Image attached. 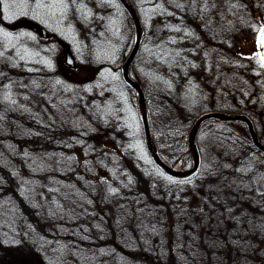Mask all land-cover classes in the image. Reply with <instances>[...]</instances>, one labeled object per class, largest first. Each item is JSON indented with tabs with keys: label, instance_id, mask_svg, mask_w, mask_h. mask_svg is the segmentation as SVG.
Returning <instances> with one entry per match:
<instances>
[{
	"label": "rangeland",
	"instance_id": "1",
	"mask_svg": "<svg viewBox=\"0 0 264 264\" xmlns=\"http://www.w3.org/2000/svg\"><path fill=\"white\" fill-rule=\"evenodd\" d=\"M227 1L216 0L220 8L213 9L223 27L207 47L212 52L207 79L195 86L200 97H188L195 104L189 110L181 101L176 116L190 129L203 110L246 113L264 142V66L257 55L264 0H232L237 2L233 17L224 13ZM22 20L39 23L50 35L20 27ZM186 22L190 31L193 24ZM106 23H114L117 33L107 35ZM59 38L71 45L75 70L64 64ZM135 38L133 21L118 0H66L52 11L4 0L1 255L13 247L30 255L32 264H38L35 259L43 264H254L259 248L264 264V155L247 125L203 122L197 136L200 166L188 179H170L154 168L137 94L122 78ZM148 54L146 48L140 51L131 75L147 87L154 125L158 114L146 73ZM37 130L45 138L39 139L42 145L24 148ZM41 130L58 136H43ZM61 135L63 148L55 142ZM50 138L58 147L45 151ZM243 152H252L251 157ZM188 156L194 157L192 152L182 156L176 169L193 167L194 159L185 165ZM133 164L142 166L135 169L140 179L128 172Z\"/></svg>",
	"mask_w": 264,
	"mask_h": 264
},
{
	"label": "trees",
	"instance_id": "2",
	"mask_svg": "<svg viewBox=\"0 0 264 264\" xmlns=\"http://www.w3.org/2000/svg\"><path fill=\"white\" fill-rule=\"evenodd\" d=\"M131 1L138 12L142 14V20L141 18L140 20L145 31L144 38L147 36L149 37V39L145 40V43L143 38V48L141 45L140 51H144L146 48V51L149 53L148 60L149 62L151 61V69H148L146 73L152 81L150 90L154 91L156 95L155 105L158 120L154 125L152 121V135L163 160L173 165L175 162L179 161L182 156L188 155L186 142L188 141V132L191 128L187 129L184 124L178 122L176 113L181 110V101L184 102L182 104L183 106L187 103V110H189V108L195 104L193 100L192 103H189L188 97H194V100H198L200 97L199 94L196 93L195 86L203 83L201 82L202 79H207L208 71L206 68L209 62V55L212 53L210 50L208 51L207 47L212 45L213 41L217 40L214 36L215 31H217L220 26L223 27V20H220V16L218 15L219 12L213 10L216 6H218L216 8L219 9L220 3L214 0L212 6L211 3L213 0H141L143 4H139L138 0ZM231 2L233 1L228 0L227 3H225L226 6L224 7L227 8L229 12L224 13L233 17L230 11L236 9L235 5L237 6V2H234L235 5L231 4ZM186 6H188V8H184ZM245 6H247L246 2ZM178 13H180L181 16L183 15V17L181 18ZM186 20L193 24L190 31L187 30L188 24L185 25V23H187ZM112 21L113 18L110 19V22ZM246 23L248 22L246 21ZM104 25V30L107 35L111 36V33L112 35L117 33L116 30L113 31V26L111 29V25H115L114 23L110 25L106 23ZM203 27L207 28L205 32L201 29ZM211 56L212 55H210V57ZM100 57L104 56L100 55ZM126 57H124V60ZM95 71L97 72L98 70ZM132 77L139 81L136 76L132 75ZM145 90L149 96L147 87H145ZM197 111H195V113ZM206 111L208 110H203L200 114ZM216 123L220 126V124L233 125L237 122L217 120ZM38 131L39 130L35 131L36 133L32 131V137L24 148H30L32 145H35V147L42 145L39 139L43 137L38 135ZM41 131L45 132L43 130ZM44 134L43 136L47 137L53 136L57 138L58 136V133L55 134V132H45ZM44 140L45 138H43L41 142ZM52 142L54 141L50 138L47 145L44 147L45 151L57 149L58 146L52 144ZM55 142L60 143V148L66 147V141L63 139L62 135L59 140ZM0 143L2 144V142ZM9 144L12 146L14 143L9 142ZM16 145L18 146L17 143ZM164 146L168 149V152L164 149ZM64 150H66V148ZM243 153L245 157H247L251 155L252 152ZM202 154L203 153L200 152L201 156ZM191 162V156H188L185 165L191 164ZM152 166L157 168L154 164ZM138 167L141 168L142 166L140 164H136V166L133 164L132 173L126 170L131 176H134L135 180L136 178L140 179L136 172ZM83 181H90L87 183L92 182L88 177H85ZM87 183L86 185H95V183ZM3 252V256L0 253V264H32L30 262L31 260L29 261L28 258L30 255L25 256L22 253H17L13 247L12 250L10 247V250ZM33 256H36V254ZM34 261L38 262V264H43L39 262L38 259Z\"/></svg>",
	"mask_w": 264,
	"mask_h": 264
},
{
	"label": "water",
	"instance_id": "3",
	"mask_svg": "<svg viewBox=\"0 0 264 264\" xmlns=\"http://www.w3.org/2000/svg\"><path fill=\"white\" fill-rule=\"evenodd\" d=\"M120 2L125 7V9L128 11V13H129V15H130V17L134 23L135 31H136V38H135L134 46H133L129 56L127 57V59L125 60L123 66H122V75H123V79L125 80V82L128 85H130L132 88H134L137 92L139 109H140L142 124L144 127L146 144H147L148 150H149L154 162L159 167H161L166 173H168L172 176L185 177V176L193 174L198 169L199 162H200L198 146H197V134H198L199 128H200L201 124L203 123V121H205L207 119H214V118L226 120V121H243V122H245L247 127H248L249 134L252 138L254 145L257 147V149H259L260 151H262L264 153V145L259 140L258 134L254 128V125H253L251 119L247 115H245V114H231V113H224V112H207V113L202 114L201 116H199L196 119V121H195V123H194V125H193V127L189 133V138H188L189 149L192 152V154L194 155V166L190 170H187V171L177 170L174 167L168 165L160 157L158 149L156 147V144H155V142L152 138V134H151L146 95L144 93L142 86L137 81L133 80L129 74L131 64L134 61V59L136 58V56L140 50L141 43L143 40V35H144V29L140 23L137 10H136L135 6L132 4V2L130 0H120ZM18 25L29 27V28L33 29L34 31L38 32L39 34H41L42 36L46 35V31L39 24H37L33 21L23 20ZM259 35H260V33H259ZM60 43L65 50V63L68 66L74 68L75 62H74L73 55L70 51L69 45L62 40L60 41ZM258 52L261 54H264V47H261L258 45ZM110 143H111L110 146L113 149L119 151L117 145L114 142L110 141Z\"/></svg>",
	"mask_w": 264,
	"mask_h": 264
},
{
	"label": "snow or ice",
	"instance_id": "4",
	"mask_svg": "<svg viewBox=\"0 0 264 264\" xmlns=\"http://www.w3.org/2000/svg\"><path fill=\"white\" fill-rule=\"evenodd\" d=\"M13 3H22V4H35L36 8L46 7L49 11H52L57 6L65 5L66 0H49L47 4L44 3V0H12ZM4 0H0V10H2ZM54 14V12H53ZM260 35L258 37V45L264 47V27L260 28ZM5 36L9 35L8 33H4ZM260 57L261 64L264 66V54L257 53Z\"/></svg>",
	"mask_w": 264,
	"mask_h": 264
},
{
	"label": "flooded vegetation",
	"instance_id": "5",
	"mask_svg": "<svg viewBox=\"0 0 264 264\" xmlns=\"http://www.w3.org/2000/svg\"><path fill=\"white\" fill-rule=\"evenodd\" d=\"M263 19H264V17L262 16V19H261V21H263ZM59 41V40H58ZM72 50V49H71ZM64 64H65V62H64ZM76 68H74V70H75ZM188 192V191H187ZM189 193V192H188ZM176 199V198H175ZM133 206V205H132ZM131 206V207H132ZM160 206V205H159ZM159 208V207H158ZM159 210H157L156 212H158ZM163 213V212H162ZM259 248H258V254L256 253L255 255H254V258H253V262H254V264H261V256H260V254H259ZM187 253V252H186ZM190 253L188 252V255H189ZM179 256V255H178ZM181 260V259H180ZM185 260V259H184ZM181 262V261H180Z\"/></svg>",
	"mask_w": 264,
	"mask_h": 264
},
{
	"label": "bare ground",
	"instance_id": "6",
	"mask_svg": "<svg viewBox=\"0 0 264 264\" xmlns=\"http://www.w3.org/2000/svg\"><path fill=\"white\" fill-rule=\"evenodd\" d=\"M143 179H144V178H141V180H140V181H143Z\"/></svg>",
	"mask_w": 264,
	"mask_h": 264
}]
</instances>
